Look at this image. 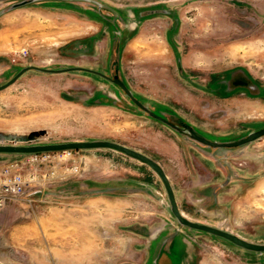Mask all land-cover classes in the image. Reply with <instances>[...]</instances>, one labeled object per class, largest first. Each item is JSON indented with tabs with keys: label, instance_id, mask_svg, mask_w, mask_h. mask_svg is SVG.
<instances>
[{
	"label": "rangeland",
	"instance_id": "374dc122",
	"mask_svg": "<svg viewBox=\"0 0 264 264\" xmlns=\"http://www.w3.org/2000/svg\"><path fill=\"white\" fill-rule=\"evenodd\" d=\"M28 1L0 0V86L27 66L82 67L211 140L264 127V0ZM93 139L157 161L187 218L264 243V136L204 146L85 72L29 71L0 91V144ZM30 167L32 193L0 211V264H264L180 225L158 175L121 152L40 153Z\"/></svg>",
	"mask_w": 264,
	"mask_h": 264
},
{
	"label": "water",
	"instance_id": "95a60500",
	"mask_svg": "<svg viewBox=\"0 0 264 264\" xmlns=\"http://www.w3.org/2000/svg\"><path fill=\"white\" fill-rule=\"evenodd\" d=\"M33 1L35 0H30L28 1V3L33 2ZM24 4H27V2H22L18 4L17 6L24 5ZM29 71H37V72L47 73V74H60V73L78 71V72H85V73L98 76L110 82L111 84L116 85L118 88H120L121 91L124 92L125 95L136 106H138L141 110H143L150 117L170 126L171 128L177 131L187 133L191 139L207 147H212V148L239 147L247 143L253 142L256 139L264 136V127H261L259 129L248 132L245 136L239 139H236V140L216 141V140L208 139L202 136L201 134L195 132L191 126L189 125L181 126L179 124L172 122L167 117H165L163 114H159L151 110L147 105L140 102L134 96V94L124 85V83L118 79V77L115 76L113 78H110L98 71L87 69V68H82V67H68V68H61V69H47V68H41V67H36V66L23 67L9 81H7L5 84L0 86V91L14 84L23 74ZM93 148L113 149L115 151L123 153L124 155L128 157L136 159L141 163L148 165L158 175L161 182L163 183V186L167 194L170 211L180 225L220 237L248 251L264 252V243H256V242L248 241L233 232H230L228 230H225V229H222L216 226H212V225H208L205 223L191 220L187 218L185 215H183V213L178 208L173 188L162 166L157 161L149 157L148 155L138 150H135L133 148H130L124 144L111 141V140H106V139L73 140V141L28 144V145L0 144V154L27 155V154L58 152V151H66V150L93 149Z\"/></svg>",
	"mask_w": 264,
	"mask_h": 264
},
{
	"label": "built area",
	"instance_id": "2783aa9c",
	"mask_svg": "<svg viewBox=\"0 0 264 264\" xmlns=\"http://www.w3.org/2000/svg\"><path fill=\"white\" fill-rule=\"evenodd\" d=\"M22 52L21 56H26V51ZM39 154H27L26 161H0V211L11 201L25 198L32 193L35 177L30 176V166L39 160Z\"/></svg>",
	"mask_w": 264,
	"mask_h": 264
},
{
	"label": "crops",
	"instance_id": "0c3cea01",
	"mask_svg": "<svg viewBox=\"0 0 264 264\" xmlns=\"http://www.w3.org/2000/svg\"><path fill=\"white\" fill-rule=\"evenodd\" d=\"M160 262V260L158 259V263ZM165 264H166V262H165Z\"/></svg>",
	"mask_w": 264,
	"mask_h": 264
}]
</instances>
